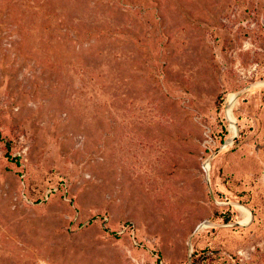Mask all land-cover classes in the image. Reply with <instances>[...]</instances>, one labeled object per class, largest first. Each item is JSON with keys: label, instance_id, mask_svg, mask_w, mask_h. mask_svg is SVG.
I'll list each match as a JSON object with an SVG mask.
<instances>
[{"label": "rangeland", "instance_id": "rangeland-1", "mask_svg": "<svg viewBox=\"0 0 264 264\" xmlns=\"http://www.w3.org/2000/svg\"><path fill=\"white\" fill-rule=\"evenodd\" d=\"M142 1L0 0V264H264V0Z\"/></svg>", "mask_w": 264, "mask_h": 264}, {"label": "trees", "instance_id": "trees-1", "mask_svg": "<svg viewBox=\"0 0 264 264\" xmlns=\"http://www.w3.org/2000/svg\"><path fill=\"white\" fill-rule=\"evenodd\" d=\"M112 1L114 4L121 0H108ZM160 5L159 0H143L140 7L148 9L152 6ZM59 24L54 27L45 26L55 33V44L61 48L62 51L65 49L66 54H75L78 50L85 47L86 43L92 45V40L94 39H104V38H115L118 31L112 29L107 24L103 25H92L81 22L76 24L73 19L66 13L61 12L58 15ZM79 54V53H78ZM77 54V55H78ZM76 55V56H77ZM224 101V97H219L218 102L221 105ZM14 129L10 126L7 115L0 105V147H3L4 153L0 159V178H3L7 173L14 168L19 166V157L14 156L13 152L16 145V136Z\"/></svg>", "mask_w": 264, "mask_h": 264}, {"label": "bare ground", "instance_id": "bare-ground-1", "mask_svg": "<svg viewBox=\"0 0 264 264\" xmlns=\"http://www.w3.org/2000/svg\"><path fill=\"white\" fill-rule=\"evenodd\" d=\"M244 208H242V210H243ZM245 211V210H244Z\"/></svg>", "mask_w": 264, "mask_h": 264}]
</instances>
